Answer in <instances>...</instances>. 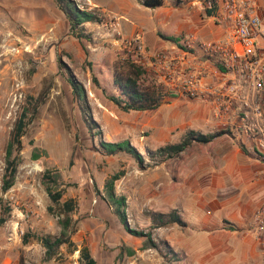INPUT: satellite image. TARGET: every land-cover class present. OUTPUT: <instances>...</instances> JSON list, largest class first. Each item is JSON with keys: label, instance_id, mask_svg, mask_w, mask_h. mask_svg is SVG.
Masks as SVG:
<instances>
[{"label": "rangeland", "instance_id": "1", "mask_svg": "<svg viewBox=\"0 0 264 264\" xmlns=\"http://www.w3.org/2000/svg\"><path fill=\"white\" fill-rule=\"evenodd\" d=\"M74 1L81 10L102 17L105 25L111 20L108 14L116 10L113 0H99L105 4L101 10L94 6L97 0ZM142 1L130 0L121 20L122 30L142 31L150 48L157 42L171 47V42L159 32L175 35L180 28H191L186 25L189 23L186 7L163 6L149 11ZM105 25H85V34L91 38L84 40L86 49H83L54 0H0V264H81L79 250L85 245L98 264H115L121 250L124 258L118 264H189L182 261L180 250L165 241L170 228L175 232L180 225L155 228L151 215L169 208L165 203L166 187L180 188L189 182H186L189 174L203 170L202 163L196 165V160L205 150L201 145L192 146L170 160L150 157L149 151L166 141L165 137L152 141L156 130L143 125L148 113H125L108 98L113 91V75L134 77L131 68L134 64L123 59ZM71 77L86 90L83 103L74 99ZM94 77L99 85L93 82ZM141 86L144 90L153 89L150 85ZM180 104L179 101L174 106L167 105L168 114L173 111L183 117L195 114L189 106ZM37 105L38 112L34 114ZM26 108L33 120L23 138L14 186L5 192L6 149ZM189 131L173 134L171 138L182 141ZM125 140L145 157L143 166L125 153L102 154L101 142ZM47 170L59 175L64 192L62 201L73 199L77 204L72 214L77 232L72 239L78 251L63 246L52 260L46 259V250L36 236L59 237L61 221L66 216L48 195L44 184ZM122 171L125 176L116 182V192L127 198L130 229L151 234L159 250L143 249L146 238L127 232L102 199L105 182ZM8 207L11 214L6 212ZM261 210L264 206L254 213L250 229L262 243L264 253V230L259 229L262 224L257 220ZM196 218L191 215L190 222L197 223ZM28 234L34 238L25 245L23 237ZM129 248L136 254L128 255Z\"/></svg>", "mask_w": 264, "mask_h": 264}, {"label": "crops", "instance_id": "2", "mask_svg": "<svg viewBox=\"0 0 264 264\" xmlns=\"http://www.w3.org/2000/svg\"><path fill=\"white\" fill-rule=\"evenodd\" d=\"M253 1L259 3L263 21V38L259 39L258 47L264 50V0ZM113 4L116 10L111 11L108 18L109 20L118 18L121 22L125 17L124 13H127L130 0H113ZM104 5L102 1H94V6L100 10ZM163 6L186 7L188 10L186 16L189 21L186 25L187 28L191 27L189 29L180 28L175 35L159 32L165 40L173 37L179 41L186 35L195 34L202 41L210 42L222 39L230 32L228 23L218 24L212 16H208L198 6L182 5L178 0H164ZM146 8L149 11L155 10ZM137 32H141L144 39V33L138 29L131 33H123V35L131 37ZM170 42V48H165L158 42L154 48H150L145 41L151 51L171 50L177 47V42ZM196 54L201 55V51L197 50ZM206 82L218 85L220 79L217 71L213 70ZM244 91L251 104L258 101L264 116V91L259 98L255 97V91L250 85H244ZM179 101L189 106L193 112L196 111L195 114L190 117H183L177 111L168 114L167 105L174 106ZM238 110L242 113L251 112L250 109H244L240 105H238ZM134 113L139 115L148 113L147 121L143 125L156 130L155 139L152 141H162L165 137V145H159V147L155 145L149 153L156 152L170 144L180 143L181 140L171 138L173 134L179 132L184 134L186 131L194 130L203 134H212L223 130L228 131V134L216 138L211 143L192 145H201L202 150H205L204 155L196 160V165L202 163L203 170L189 174L186 180L189 182L180 188L173 190L171 185L166 187L165 203L169 208L154 211L153 214H169L173 210H180L177 213L186 226H180V229H176L175 232L170 228L165 241L172 248L183 253L182 261L184 262L189 264H263L262 243L256 239L255 233L250 229V222L254 213L264 206V161L254 155L251 149L252 141L244 133L233 131L231 126L223 127V124L231 118L217 119L214 116L213 103L206 100L166 97L157 110ZM164 159L173 158L164 157ZM191 215H196L197 223L190 222Z\"/></svg>", "mask_w": 264, "mask_h": 264}, {"label": "built area", "instance_id": "3", "mask_svg": "<svg viewBox=\"0 0 264 264\" xmlns=\"http://www.w3.org/2000/svg\"><path fill=\"white\" fill-rule=\"evenodd\" d=\"M210 11L218 24L228 23L230 32L216 41H202L195 34L180 39L171 50L151 51L141 32L127 37L121 22L113 18L105 27L113 45L123 59L143 69L150 86L166 97H185L210 101L217 119L230 117L223 127L244 133L253 143L252 151L264 161V116L258 101L251 104L244 91L250 85L259 98L264 91V50L259 48L263 38L259 3L253 0H178ZM200 50L201 55L196 51ZM215 70L220 83L206 82ZM238 105L250 111L242 113ZM230 124V125H229ZM226 131V130H225ZM264 230V210L257 214Z\"/></svg>", "mask_w": 264, "mask_h": 264}, {"label": "trees", "instance_id": "4", "mask_svg": "<svg viewBox=\"0 0 264 264\" xmlns=\"http://www.w3.org/2000/svg\"><path fill=\"white\" fill-rule=\"evenodd\" d=\"M58 9L67 18L72 33L76 36L79 42L82 44L83 49H86L83 44L84 40H90V36L85 34V24H103V18L92 11L81 10L78 8L74 0H54ZM164 0H143L142 5L156 9L162 7ZM211 12L207 11V15L211 16ZM167 40L172 42H178L177 38L168 37ZM133 75H123L122 73H115L113 79V91L112 95L108 98L115 106L125 113L131 112H146L157 110L162 101L165 99V95L158 93L156 90H144L141 85H150L148 74L136 65H131ZM93 82L99 85V82L94 77ZM69 83L72 88L74 99L78 103L86 101V90L84 86L74 78L69 79ZM151 87V86H150ZM38 103V100H35ZM38 112V105L34 109V114ZM33 117L29 112V109H24L21 113L18 123L15 128V132L12 140L9 142L6 149V171L4 175L3 191H8L14 186L15 177L18 171V167L21 163V152L23 150V138L27 134V128L30 125ZM228 134V131H218L212 134H202L196 131H189L185 138L178 144H170L160 148L155 153H149L150 157L162 156L166 158H174L185 152L194 143L208 144L213 142L216 138ZM101 152L107 156H114L120 153H125L134 159L140 166H143L145 157L140 153L136 147H134L129 140H125L119 143L101 142ZM38 159V156H35ZM125 176V172H118L111 176L104 184L102 199L111 208L113 214L123 225L124 229L130 234L136 237H145L143 243V249H157L158 244L153 240L151 234H144L136 230L130 229L128 215H127V198L123 195H118L116 192V182L121 180ZM44 184L55 206L62 208V213L65 214V218L61 221L62 231L59 237L52 239L47 236H36V239L45 248V257L47 260H52L59 255L61 248L67 246L71 248L73 252L78 251L73 242V236L77 232L76 223H73L72 214L77 209V204L73 199L63 202L64 192L61 189L62 183H60L59 175L55 176L50 170H47L44 175ZM50 212L54 211V208H49ZM7 214H11V209H6ZM153 221L155 228L168 226L171 224H178L185 226L186 224L182 220L181 216L177 212L169 214H153ZM3 222L6 220L3 219ZM34 238V235H24L23 242L25 245L29 244L30 239ZM80 251L81 264H98L97 260L92 255L89 247L85 245ZM128 255L133 256L136 251L133 249L127 250ZM172 254V251H169ZM167 256V254H164ZM124 258V252L121 250L116 257L115 264L121 262Z\"/></svg>", "mask_w": 264, "mask_h": 264}, {"label": "water", "instance_id": "5", "mask_svg": "<svg viewBox=\"0 0 264 264\" xmlns=\"http://www.w3.org/2000/svg\"><path fill=\"white\" fill-rule=\"evenodd\" d=\"M146 7V6H145ZM149 8V7H148Z\"/></svg>", "mask_w": 264, "mask_h": 264}]
</instances>
